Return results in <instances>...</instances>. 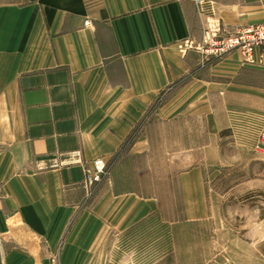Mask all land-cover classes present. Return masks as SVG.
Instances as JSON below:
<instances>
[{
  "label": "crops",
  "instance_id": "1",
  "mask_svg": "<svg viewBox=\"0 0 264 264\" xmlns=\"http://www.w3.org/2000/svg\"><path fill=\"white\" fill-rule=\"evenodd\" d=\"M216 10L222 29L264 22V4ZM201 37L192 0H0V264L203 263L179 233L203 217L162 227L145 219L153 198L89 196L83 179L94 159L142 144L151 105L184 77L160 110L202 95L194 107L212 120L218 96L224 112L264 119V50L202 62L183 46ZM72 151L80 163L49 166Z\"/></svg>",
  "mask_w": 264,
  "mask_h": 264
},
{
  "label": "rangeland",
  "instance_id": "2",
  "mask_svg": "<svg viewBox=\"0 0 264 264\" xmlns=\"http://www.w3.org/2000/svg\"><path fill=\"white\" fill-rule=\"evenodd\" d=\"M192 2L202 33L200 40H192L193 46L203 44L217 25L221 27L216 6L264 4V0H206L201 10ZM185 50L197 51L202 62L231 53L205 60L200 49ZM186 82L187 78H182L151 105L134 133L143 139L142 144L122 148L107 162L97 158L105 167L95 185L86 186L85 178L97 159L86 164L83 179L87 193L91 196L110 190L153 198L160 208L145 219L162 227L166 225L162 221L168 224L174 219L203 217L202 221H187L179 232L187 237L191 254L201 251L203 263L210 264L216 257L227 262L235 256L244 263L264 264V153L258 145L264 119L243 111L224 112L218 96L212 97V120L204 118L199 109L196 112L194 106L203 101L202 95L195 100L183 96L176 101L177 109H173L175 103L160 110ZM66 155L53 159L49 166L54 160L58 167L75 164L61 165ZM147 260L134 258L132 263L149 264Z\"/></svg>",
  "mask_w": 264,
  "mask_h": 264
},
{
  "label": "built area",
  "instance_id": "3",
  "mask_svg": "<svg viewBox=\"0 0 264 264\" xmlns=\"http://www.w3.org/2000/svg\"><path fill=\"white\" fill-rule=\"evenodd\" d=\"M196 5L201 10H204L206 0H194ZM212 34L204 40L203 44L193 46V41L186 39L183 42L185 49L197 48L200 49L205 60L210 58H218L225 53L232 51H241L246 60H249L253 55L255 48H262L264 50V24H252L244 27H239L237 30L231 31L221 29L217 25ZM259 147L264 153V128L260 132V138L258 142ZM54 160L51 166L58 167L59 162ZM81 162V153L79 151H72L67 154L60 164H72ZM105 164L101 159H97L92 163L91 168L87 170V176L85 178V185H95L101 181L102 174L104 172ZM50 264H59L57 258H52Z\"/></svg>",
  "mask_w": 264,
  "mask_h": 264
}]
</instances>
